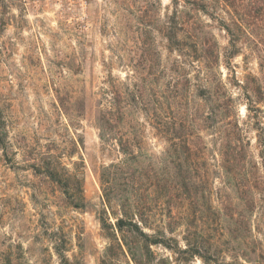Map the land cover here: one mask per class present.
I'll return each mask as SVG.
<instances>
[{
	"label": "trees",
	"instance_id": "trees-1",
	"mask_svg": "<svg viewBox=\"0 0 264 264\" xmlns=\"http://www.w3.org/2000/svg\"><path fill=\"white\" fill-rule=\"evenodd\" d=\"M156 3L153 27L141 17L140 36L145 43L155 31L176 54L166 89L152 91L149 83L164 71L161 51L142 47L130 83L110 75L98 104L103 148H117L121 155L98 172L103 199L99 218L108 239L101 264H192L197 258L203 264H243L237 258L226 261L228 251L264 264V247L250 226V215L257 209L264 213V0H171L166 20L160 17L161 1ZM206 17L227 33L233 74L228 81L221 71V45ZM244 46L256 55L260 74L239 79L231 59L244 55ZM142 65L150 68L147 76ZM144 123L167 143L158 157L143 148ZM204 131L214 136L219 157L210 159ZM0 145L7 152L1 117ZM47 158V182L61 188L70 207L86 208L84 178L62 165L58 155ZM216 177L222 180L220 193L214 190ZM214 191L219 206L214 205ZM50 228L46 222L45 240L52 243L47 250L60 264H84L80 253L69 255L63 228ZM13 250L0 253V264H16Z\"/></svg>",
	"mask_w": 264,
	"mask_h": 264
},
{
	"label": "rangeland",
	"instance_id": "rangeland-1",
	"mask_svg": "<svg viewBox=\"0 0 264 264\" xmlns=\"http://www.w3.org/2000/svg\"><path fill=\"white\" fill-rule=\"evenodd\" d=\"M160 1V17L166 20L171 0ZM156 7V0H0V117L8 140L7 152L0 145V253L14 249L16 264H60L52 249L47 250L52 243L45 240L46 222L52 229L63 228L69 255L80 253L84 264H101L108 239L99 218L103 199L98 172L121 155L117 148H103L98 104L110 75L130 83L132 65L144 54L142 47L161 51L164 71L149 83L152 91L166 89L176 54L168 51L166 39L157 32H149L145 43L140 36L141 17L152 29ZM211 23L228 81L233 75L226 56L228 36L217 21ZM243 53L231 59L236 76L260 74L256 55L245 46ZM142 67L147 76L150 68ZM240 113L244 118V105ZM202 133L210 159L219 157L214 136ZM249 135L257 153L255 132L250 129ZM143 137L145 151L156 157L164 152L166 141L145 123ZM53 154L84 178L86 208L70 207L61 188L45 179L43 167ZM221 181L216 177L213 184L219 193ZM214 199L219 206L215 191ZM250 221L264 247V213L257 209ZM21 245L23 249H17ZM224 258L252 264L231 251ZM192 264L203 263L197 258Z\"/></svg>",
	"mask_w": 264,
	"mask_h": 264
}]
</instances>
